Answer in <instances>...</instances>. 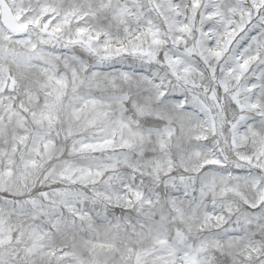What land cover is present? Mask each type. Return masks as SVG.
<instances>
[{
    "label": "snow or ice",
    "instance_id": "snow-or-ice-1",
    "mask_svg": "<svg viewBox=\"0 0 264 264\" xmlns=\"http://www.w3.org/2000/svg\"><path fill=\"white\" fill-rule=\"evenodd\" d=\"M0 264H264V0H0Z\"/></svg>",
    "mask_w": 264,
    "mask_h": 264
}]
</instances>
